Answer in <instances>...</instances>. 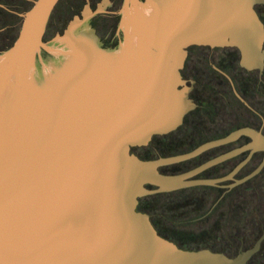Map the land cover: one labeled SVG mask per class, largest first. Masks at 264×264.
Segmentation results:
<instances>
[{"label": "water", "instance_id": "1", "mask_svg": "<svg viewBox=\"0 0 264 264\" xmlns=\"http://www.w3.org/2000/svg\"><path fill=\"white\" fill-rule=\"evenodd\" d=\"M59 1L35 0L19 14L15 43L0 49V264H246L264 237L236 259L186 250L138 205L145 195L216 185L190 179L243 150H264V136L241 128L156 161L132 148L176 130L196 107L182 75L190 47H236L244 68L263 67L254 9L262 0H124L119 42V18L94 20L105 6L88 3L46 41ZM244 133L253 142L197 169L158 170Z\"/></svg>", "mask_w": 264, "mask_h": 264}, {"label": "flooded vegetation", "instance_id": "2", "mask_svg": "<svg viewBox=\"0 0 264 264\" xmlns=\"http://www.w3.org/2000/svg\"><path fill=\"white\" fill-rule=\"evenodd\" d=\"M120 1L121 6L114 9L119 2L86 0V5L89 3L93 10L105 6L106 12L95 15L94 20L104 15L119 18L114 33L118 42L121 39L117 35L119 11L124 0ZM9 2L0 0V8L10 11ZM254 9L264 25V0ZM96 31L100 36L98 28ZM195 46L202 47L206 55L201 56L195 73L185 74L192 59L190 47L182 75L192 87L189 95L196 107L186 114L176 130L155 136L148 145L132 148V153L143 160L156 161L190 153L203 144L226 139L241 128L264 136V65L247 70L236 47ZM253 140L252 135L244 133L233 142L211 147L188 160L161 165L158 170L163 175L178 176L231 154ZM263 161L264 150H243L190 179L217 180L216 185L200 184L145 195L140 198L138 211L147 213L158 234L179 248L209 250L236 259L264 237V165L258 175L239 182L256 171ZM147 188L158 189L150 184ZM246 264H264V239Z\"/></svg>", "mask_w": 264, "mask_h": 264}, {"label": "rangeland", "instance_id": "3", "mask_svg": "<svg viewBox=\"0 0 264 264\" xmlns=\"http://www.w3.org/2000/svg\"><path fill=\"white\" fill-rule=\"evenodd\" d=\"M35 0H10V5H7L9 10L0 12V49L13 45L19 34L21 26L23 24V17L19 14H23L30 10L34 5ZM99 0H95L97 3ZM116 1L115 7H120L122 1ZM86 0H60L56 5L54 12L52 13L50 23L47 31L44 35L46 41H51L57 32L62 33L71 20H73L76 14H80L85 9ZM93 9V7H91ZM190 59L191 63L186 68L185 74L190 72L195 73L196 67L200 62L201 56H205L204 49L202 47H192ZM198 63V64H197ZM196 66V67H195ZM254 197L253 195H251Z\"/></svg>", "mask_w": 264, "mask_h": 264}, {"label": "trees", "instance_id": "4", "mask_svg": "<svg viewBox=\"0 0 264 264\" xmlns=\"http://www.w3.org/2000/svg\"><path fill=\"white\" fill-rule=\"evenodd\" d=\"M2 11H5V12H6V10H5V9H2V8H0V12H2Z\"/></svg>", "mask_w": 264, "mask_h": 264}]
</instances>
